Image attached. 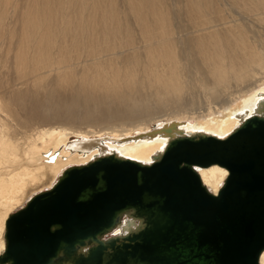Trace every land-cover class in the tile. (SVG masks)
<instances>
[{"label":"bare ground","instance_id":"bare-ground-1","mask_svg":"<svg viewBox=\"0 0 264 264\" xmlns=\"http://www.w3.org/2000/svg\"><path fill=\"white\" fill-rule=\"evenodd\" d=\"M9 63L0 253L8 214L67 166L107 152L151 162L169 133L226 136L262 114L264 0H0V70ZM196 168L214 193L228 172Z\"/></svg>","mask_w":264,"mask_h":264},{"label":"water","instance_id":"water-1","mask_svg":"<svg viewBox=\"0 0 264 264\" xmlns=\"http://www.w3.org/2000/svg\"><path fill=\"white\" fill-rule=\"evenodd\" d=\"M258 110L226 136L169 133L151 162L107 152L67 166L8 214L0 264H260ZM213 163L228 171L216 193L196 168Z\"/></svg>","mask_w":264,"mask_h":264},{"label":"rangeland","instance_id":"rangeland-1","mask_svg":"<svg viewBox=\"0 0 264 264\" xmlns=\"http://www.w3.org/2000/svg\"><path fill=\"white\" fill-rule=\"evenodd\" d=\"M116 3H117V6L119 7V8H121V9H125L126 8V0H116ZM21 31H20V24L18 23V34L20 33ZM18 34H16V35H18ZM20 36H21V34H19ZM19 35L18 36H16V37H19ZM20 38V37H19ZM8 65V64H7ZM6 65V67H3V69L2 70H0L1 71V74H2V72H3V75L5 76V75H7V76H9L8 78H11V76H12V73L13 72H11V70H13L12 69V67H11V63H9V66H7ZM7 76H5L6 78H7Z\"/></svg>","mask_w":264,"mask_h":264}]
</instances>
